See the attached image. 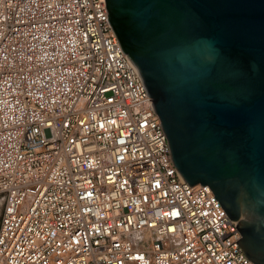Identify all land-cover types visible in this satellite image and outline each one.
I'll list each match as a JSON object with an SVG mask.
<instances>
[{
  "label": "built area",
  "instance_id": "2783aa9c",
  "mask_svg": "<svg viewBox=\"0 0 264 264\" xmlns=\"http://www.w3.org/2000/svg\"><path fill=\"white\" fill-rule=\"evenodd\" d=\"M161 123L105 0H0V264H255Z\"/></svg>",
  "mask_w": 264,
  "mask_h": 264
},
{
  "label": "water",
  "instance_id": "95a60500",
  "mask_svg": "<svg viewBox=\"0 0 264 264\" xmlns=\"http://www.w3.org/2000/svg\"><path fill=\"white\" fill-rule=\"evenodd\" d=\"M174 164L209 184L264 264V0H105Z\"/></svg>",
  "mask_w": 264,
  "mask_h": 264
},
{
  "label": "rangeland",
  "instance_id": "374dc122",
  "mask_svg": "<svg viewBox=\"0 0 264 264\" xmlns=\"http://www.w3.org/2000/svg\"><path fill=\"white\" fill-rule=\"evenodd\" d=\"M3 207H4V200L0 196V221H1V216H2V213H3Z\"/></svg>",
  "mask_w": 264,
  "mask_h": 264
},
{
  "label": "bare ground",
  "instance_id": "6f19581e",
  "mask_svg": "<svg viewBox=\"0 0 264 264\" xmlns=\"http://www.w3.org/2000/svg\"><path fill=\"white\" fill-rule=\"evenodd\" d=\"M184 177V176H183ZM185 179V178H184Z\"/></svg>",
  "mask_w": 264,
  "mask_h": 264
}]
</instances>
